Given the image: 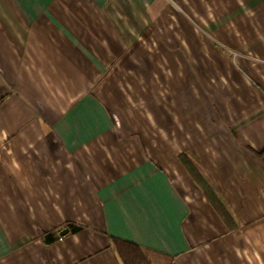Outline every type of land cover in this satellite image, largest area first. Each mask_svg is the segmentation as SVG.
Returning a JSON list of instances; mask_svg holds the SVG:
<instances>
[{"label": "crops", "instance_id": "crops-1", "mask_svg": "<svg viewBox=\"0 0 264 264\" xmlns=\"http://www.w3.org/2000/svg\"><path fill=\"white\" fill-rule=\"evenodd\" d=\"M263 189L264 0H0V264H264Z\"/></svg>", "mask_w": 264, "mask_h": 264}, {"label": "trees", "instance_id": "trees-1", "mask_svg": "<svg viewBox=\"0 0 264 264\" xmlns=\"http://www.w3.org/2000/svg\"><path fill=\"white\" fill-rule=\"evenodd\" d=\"M187 170L195 185L203 192L218 215L230 228H234L235 224L233 219L213 189L208 185L207 181L193 166L187 165ZM74 230H76V228H74ZM45 241L49 243L51 242V238L47 236ZM110 246L121 264H150L146 254L134 244L112 239L110 241Z\"/></svg>", "mask_w": 264, "mask_h": 264}, {"label": "built area", "instance_id": "built-area-1", "mask_svg": "<svg viewBox=\"0 0 264 264\" xmlns=\"http://www.w3.org/2000/svg\"><path fill=\"white\" fill-rule=\"evenodd\" d=\"M263 196H264V189H263Z\"/></svg>", "mask_w": 264, "mask_h": 264}, {"label": "water", "instance_id": "water-1", "mask_svg": "<svg viewBox=\"0 0 264 264\" xmlns=\"http://www.w3.org/2000/svg\"><path fill=\"white\" fill-rule=\"evenodd\" d=\"M66 232V231H65ZM61 235H63V233H61Z\"/></svg>", "mask_w": 264, "mask_h": 264}]
</instances>
